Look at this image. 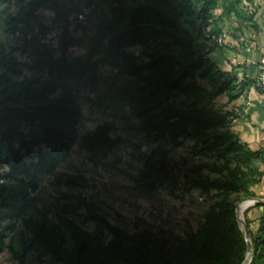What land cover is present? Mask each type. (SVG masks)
Listing matches in <instances>:
<instances>
[{
  "label": "trees",
  "instance_id": "trees-1",
  "mask_svg": "<svg viewBox=\"0 0 264 264\" xmlns=\"http://www.w3.org/2000/svg\"><path fill=\"white\" fill-rule=\"evenodd\" d=\"M13 2L1 31L21 44L0 38V253L9 251L15 264H242L248 245L237 204L255 199L264 185V145L254 149L242 141L230 129L237 112L221 111L215 102L222 95L234 101L251 84L263 96L264 90L255 79L238 80L234 68L220 69L211 54L224 50L216 38L226 21L234 20L237 31L241 20L251 22L260 32L255 15L264 13V0H100L105 10L90 0L94 15L74 0ZM42 10L53 12L49 23ZM78 14L91 26L73 24ZM53 31L57 48L46 42ZM76 46L84 52L70 60ZM136 46L138 53L131 50ZM16 52L32 59L29 76L16 77ZM70 80L101 86L92 103L120 122V132L111 136L112 122L80 131L82 107ZM130 133L154 135L173 148L189 140L197 160L170 159L163 144L150 148ZM74 146L97 165L111 156L141 160L128 177L147 196L170 185L176 197L175 191L196 190L216 200L183 236L141 218L131 233L113 224L84 194H71L86 182L81 173L55 176L54 209L37 206L39 179ZM203 156L213 161H200ZM241 207L252 247L246 264H264V204ZM14 226V241L6 244V230Z\"/></svg>",
  "mask_w": 264,
  "mask_h": 264
},
{
  "label": "rangeland",
  "instance_id": "rangeland-1",
  "mask_svg": "<svg viewBox=\"0 0 264 264\" xmlns=\"http://www.w3.org/2000/svg\"><path fill=\"white\" fill-rule=\"evenodd\" d=\"M74 1L78 2L79 7L83 10L85 15L93 12L94 5L90 4V0ZM98 2V4L102 5L105 10L104 4H101L100 0H98ZM66 5H69V3L66 2ZM243 8L248 11L254 9L253 6L247 4H245ZM14 9L15 4L13 0L0 2V38L4 40L8 46L18 47L21 44L20 37L15 35H5L1 31V21L3 17L8 11ZM41 12L42 15H44L42 21L45 22L48 20L47 23H49V20L53 16V12L49 10H42ZM219 12L220 11H216V13ZM92 14L94 15V13ZM255 18H257L261 25L259 33H256L253 28H251V22L241 20L240 23L242 30L237 31L238 24L234 20L230 22L226 21L223 27L224 43L222 46H224V50L223 52L216 50L211 54L212 59L218 64L220 69L230 71L234 68L233 71L238 80L248 78L240 69L245 66L243 63L245 61V54H247V52L261 54L259 46H261L260 44H262L263 41L262 37H264V13L262 10L257 11ZM93 20L96 22L97 18L93 16ZM235 35L237 37H235ZM74 36L76 38L80 37L81 32H75ZM46 42H48L53 48L58 47V36L56 31L50 32V34L47 35ZM131 50L138 53L140 48L136 46L131 48ZM83 52L84 49L82 47L76 46L71 48L69 50V59L77 58L82 55ZM16 55L21 70L20 74L16 77L21 78L24 75L29 76L32 73V59L26 53L23 54L16 52ZM99 71L107 73L109 69L101 68ZM69 84L73 87L74 93L77 95L82 107V117L79 125L80 131L94 130L97 126L103 123L112 122L109 111H103L92 103V100H94L97 94L102 91L101 86L92 89L91 86L84 81L75 84L73 80H70ZM253 86L256 87L253 84L250 85V87ZM245 92L237 100L231 102H228L227 96L222 95L216 99L215 106L221 111L233 109L238 114L241 109L240 106H244L247 101ZM259 125L260 121L240 114L232 120L230 129L238 135L241 134V136L247 131L249 134L243 135L247 136H242L244 139L255 138L250 132L258 133L257 135L259 136L256 138L257 146L255 147L258 149L264 145L263 136H260L261 130ZM112 126L111 136H114L120 132L121 124L119 121H116L112 122ZM129 136L150 148L156 147V144H163V151L170 159L181 160L186 157L191 161L197 160V156L194 157L189 154L190 146L192 144L189 140L185 141V144L181 147L173 148L164 144L162 139L156 140L154 135L146 136L145 134L130 133ZM118 158L119 157L117 156H111L104 159V163L101 165H97L89 161L85 152L74 146L70 152L69 158L64 162L59 163L52 174L41 176L39 179V188L35 193L37 197L35 204L39 207H48L53 210L56 202L55 199L59 196V190L53 181L54 177L61 173L66 176L81 173L85 176L86 182L81 188L72 190L71 194H84L89 200L96 203V205L105 212L109 221L113 224L120 226L131 233L135 230L137 219L141 218L154 225H159L164 228L171 227L175 233L183 236L189 230H196L198 228L199 224L202 222L203 213L216 200L215 198H208L201 201L199 199L200 193L196 190L183 195L175 191L179 196L176 197L171 193L173 188L170 185L160 188L151 196H147L143 191L135 189V185L128 177V174L134 173L136 169L142 165V161L130 157H124L118 161ZM199 160L206 162L213 161V159L204 156L199 157ZM4 170L5 167L0 166V173ZM0 181H3V178H0ZM61 190L65 191L66 189L61 187ZM258 190L259 192L255 199L264 200V185ZM61 203H64V201ZM250 204V201H242L239 205L245 208ZM249 214L251 219L256 217V214L253 211ZM50 217H52L51 213ZM76 221L78 223L80 222L79 219H76ZM82 225L88 230L93 228L92 223ZM8 226L9 224L5 223L4 228ZM252 226H255V224ZM17 229L18 227L14 226L13 228L6 230V244L7 242L14 241L15 231ZM14 245L16 246L15 242ZM0 264H15L12 254L9 251L4 250L0 253Z\"/></svg>",
  "mask_w": 264,
  "mask_h": 264
},
{
  "label": "crops",
  "instance_id": "crops-1",
  "mask_svg": "<svg viewBox=\"0 0 264 264\" xmlns=\"http://www.w3.org/2000/svg\"><path fill=\"white\" fill-rule=\"evenodd\" d=\"M262 40H263L262 44H260L261 46H259V49L261 50L260 51L261 54H258L255 52H247V54H245L246 62L245 61L243 62L245 66L240 68L245 76H247L248 78L255 79V80H256V76L258 72L257 63L259 61V58L264 55V37H262ZM245 97L247 98V101L244 104V106H240L241 109L239 110L238 114L239 115L242 114V116H249V117H252L260 121V125H259L260 130H261L260 136L261 137L263 136V139H264V109H263L264 96L258 91L256 87L253 86L246 90ZM248 134L249 133H247V131L243 133V135H248ZM250 134L254 135L255 138L253 139L245 138L244 139L243 137H247V136L242 135L243 136L242 137L241 134H239V137L242 138V141L244 140V142H247L252 148L256 149L255 148L257 146L256 138L259 135H257L258 133L256 132H250Z\"/></svg>",
  "mask_w": 264,
  "mask_h": 264
},
{
  "label": "built area",
  "instance_id": "built-area-1",
  "mask_svg": "<svg viewBox=\"0 0 264 264\" xmlns=\"http://www.w3.org/2000/svg\"><path fill=\"white\" fill-rule=\"evenodd\" d=\"M73 24H80L86 27L91 26V23L88 22L83 14H78L75 19L72 20ZM216 41L218 45H222L224 43V36H220L216 38ZM257 76H256V83L258 87L262 90H264V55L259 58V61L257 63ZM2 182V181H0ZM199 199L202 201L203 199H207L206 194H201L199 196Z\"/></svg>",
  "mask_w": 264,
  "mask_h": 264
},
{
  "label": "water",
  "instance_id": "water-1",
  "mask_svg": "<svg viewBox=\"0 0 264 264\" xmlns=\"http://www.w3.org/2000/svg\"><path fill=\"white\" fill-rule=\"evenodd\" d=\"M252 204H264V200H258V199H250L249 200ZM241 202H239L237 204V207H238V216H239V220L240 222L242 223L243 225V228H244V235H245V238H246V241H247V245H248V254L246 256V259L245 261L242 263V264H246L248 262V260L250 259L251 255H252V247H251V243H250V240H249V232H248V227L246 226L245 222H244V219L242 217V213H241V209H240V204Z\"/></svg>",
  "mask_w": 264,
  "mask_h": 264
},
{
  "label": "bare ground",
  "instance_id": "bare-ground-1",
  "mask_svg": "<svg viewBox=\"0 0 264 264\" xmlns=\"http://www.w3.org/2000/svg\"><path fill=\"white\" fill-rule=\"evenodd\" d=\"M249 202V201H248ZM240 209H241V206H240ZM241 213H242V211H241Z\"/></svg>",
  "mask_w": 264,
  "mask_h": 264
}]
</instances>
